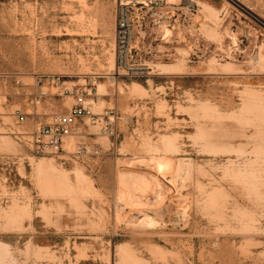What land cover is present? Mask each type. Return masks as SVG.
<instances>
[{
	"label": "rangeland",
	"instance_id": "obj_1",
	"mask_svg": "<svg viewBox=\"0 0 264 264\" xmlns=\"http://www.w3.org/2000/svg\"><path fill=\"white\" fill-rule=\"evenodd\" d=\"M119 1L0 0V264H264V0L160 1L133 70ZM37 74L60 81L36 109ZM65 86L117 113L81 124L98 158L12 134L18 108L68 111Z\"/></svg>",
	"mask_w": 264,
	"mask_h": 264
},
{
	"label": "built area",
	"instance_id": "obj_2",
	"mask_svg": "<svg viewBox=\"0 0 264 264\" xmlns=\"http://www.w3.org/2000/svg\"><path fill=\"white\" fill-rule=\"evenodd\" d=\"M164 0H120L117 10V57L120 68L130 67V61L141 56L140 46L136 44V28L146 24L147 11L154 8ZM188 10L195 8V3L187 5ZM60 77L56 75L35 76L34 91L26 92L31 98V104L37 106L48 96L47 88L58 86ZM17 84L27 86L21 77H18ZM87 91L65 86L60 96H73L75 103L66 112H54L50 117L43 120L42 114L37 110L34 113L25 112L18 108L14 112L15 126L12 134L18 141L31 150L35 156L52 157L61 159L83 160L98 158L102 155V146L98 143L86 141L82 125L86 119L93 123H104L106 131L113 134L117 113L114 109L108 110L106 114H97L92 110L87 100ZM1 98V96H0ZM29 116H33L31 125L28 126ZM72 140H76L74 150H69Z\"/></svg>",
	"mask_w": 264,
	"mask_h": 264
},
{
	"label": "bare ground",
	"instance_id": "obj_3",
	"mask_svg": "<svg viewBox=\"0 0 264 264\" xmlns=\"http://www.w3.org/2000/svg\"><path fill=\"white\" fill-rule=\"evenodd\" d=\"M213 11V10H212ZM41 169H42V167H41ZM45 169V168H44Z\"/></svg>",
	"mask_w": 264,
	"mask_h": 264
}]
</instances>
